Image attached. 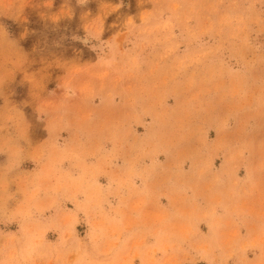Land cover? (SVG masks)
<instances>
[{
  "label": "rangeland",
  "instance_id": "rangeland-1",
  "mask_svg": "<svg viewBox=\"0 0 264 264\" xmlns=\"http://www.w3.org/2000/svg\"><path fill=\"white\" fill-rule=\"evenodd\" d=\"M0 264H264V0H0Z\"/></svg>",
  "mask_w": 264,
  "mask_h": 264
}]
</instances>
